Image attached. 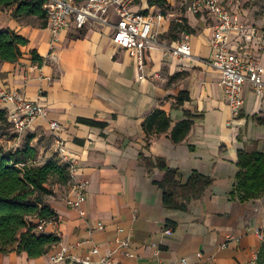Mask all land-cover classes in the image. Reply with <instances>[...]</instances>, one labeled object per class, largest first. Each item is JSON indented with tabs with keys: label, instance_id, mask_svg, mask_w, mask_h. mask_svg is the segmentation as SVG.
Listing matches in <instances>:
<instances>
[{
	"label": "crops",
	"instance_id": "obj_1",
	"mask_svg": "<svg viewBox=\"0 0 264 264\" xmlns=\"http://www.w3.org/2000/svg\"><path fill=\"white\" fill-rule=\"evenodd\" d=\"M133 9L154 8L147 0H137ZM181 11L179 17L193 29L188 34L192 56L181 59L153 47L144 51L140 69L127 50L114 46L108 24L90 21L80 29L70 24L52 36L45 16L44 25L34 15L17 20L11 9L0 7V29L14 30L28 40L17 61H0V84L22 89L29 99L41 94L47 118L58 122L66 146L81 155L78 175L88 181L79 208L66 204L65 185L47 199L59 218L43 231L58 238L49 253L28 258L25 252L12 251L0 254V264H53L49 254L61 246L68 247V258L57 264H77L76 258L85 257L91 264L105 257L110 264H163L180 257L189 264H246L256 254L261 241L255 229L264 228V196L240 202L229 199V190L237 151L251 141L264 151V124L256 121L264 117V96H257L245 82L244 103L232 119L218 85L220 72L207 63L211 19ZM170 22L164 15L157 26L158 41L168 47L181 38L161 39ZM33 50L41 61L32 59ZM51 50L55 60L48 57ZM248 51L264 64L256 47ZM180 91L189 100L176 109ZM157 108L170 113L172 122L167 131L146 136L142 122ZM183 111L196 118L186 137L175 143L170 131ZM94 118L106 125L87 122ZM46 119L36 120L28 130L44 147L41 160L55 153ZM24 134H18L19 139ZM140 153L164 159L182 180L198 171L212 183L186 210L167 208L157 184L161 173L146 169ZM227 235L231 239L221 247ZM121 241L127 242L125 248ZM95 247L98 252L92 254Z\"/></svg>",
	"mask_w": 264,
	"mask_h": 264
},
{
	"label": "built area",
	"instance_id": "obj_2",
	"mask_svg": "<svg viewBox=\"0 0 264 264\" xmlns=\"http://www.w3.org/2000/svg\"><path fill=\"white\" fill-rule=\"evenodd\" d=\"M137 0H44L43 8L47 27L52 36L62 28L73 24L83 28L90 21L108 24L112 28L111 41L114 46L129 52L138 68L144 65V51L153 47H163L164 53H170L181 59L192 56L188 42V33L181 32L180 40L170 47L158 41L157 26L164 17L160 8L151 6L152 10H135ZM184 10L193 14L204 13L211 19V54L207 63L220 72L218 85L226 102L232 119L240 114L244 103L243 85L249 82L257 96H264V64L259 63L248 51V47H256L259 54L264 55V27H256L248 22L245 11L238 0H181ZM112 15L113 17H111ZM55 60L51 50L48 56ZM142 77V76H139ZM0 108L6 112L12 130L21 134L32 128L38 119H46L48 108L42 101L41 94L33 99L25 96L22 89H9L0 84ZM50 131V139L55 152L67 164L68 193L65 202L68 206L79 208L85 200L88 181L78 175V160L81 155L69 149L60 136V125L57 121L46 119ZM55 216L50 219H40L35 231H44L47 226H55L58 221ZM102 228V222L97 223ZM167 229L166 232H169ZM256 237L264 241V228L255 229ZM231 239L227 235L221 247ZM123 248L126 241L119 242ZM98 252V248L91 253ZM157 252V251H156ZM126 255L130 253L125 251ZM256 254L246 264H256ZM68 247L61 246L49 254L53 264L66 261ZM77 264H91L89 257L76 258ZM109 258H101L99 264H110ZM163 264H189L185 257Z\"/></svg>",
	"mask_w": 264,
	"mask_h": 264
},
{
	"label": "trees",
	"instance_id": "obj_3",
	"mask_svg": "<svg viewBox=\"0 0 264 264\" xmlns=\"http://www.w3.org/2000/svg\"><path fill=\"white\" fill-rule=\"evenodd\" d=\"M43 2L44 0H0V7L11 9L12 17L17 20L29 15L43 19ZM238 2L244 10L239 0ZM164 3L165 0H148V5L160 8L163 15ZM179 7L183 9L181 0ZM42 23L45 24L44 19ZM170 29L178 31L179 34L193 33V29L182 17L171 20ZM27 42L25 37L14 30L0 29V61H17L22 54L20 48ZM31 54L32 59L41 61L34 50ZM187 100L189 97L186 92L180 91L175 97V108L179 109ZM182 115L170 131V137L175 143L186 137L193 119L196 118L189 111H183ZM0 121L12 130L6 112L1 108ZM256 121L264 124V117H259ZM87 122L101 127L106 125L103 120L95 118ZM171 122L170 113L157 108L142 122V129L146 136H149L167 131ZM43 155L44 147L38 142L36 135L28 131L22 137L21 143L18 142L7 149L0 147V254L25 252L28 258H37L49 253L52 246L58 242L56 236L35 231V227L40 219L56 216L47 199L55 195L56 188L52 187L53 184L58 185L59 189L62 185L68 187L67 164L56 152L52 157L41 160ZM139 155L141 164L146 169L156 168L161 173L157 184L163 191V204L167 208L186 210L190 203L201 198L204 190L212 183L209 176L198 171H193L187 179L182 180L178 170L168 166L164 159H152L142 153ZM236 166L229 199L246 202L264 196V151L258 150L256 141L244 144L243 148L237 151ZM261 257H264V241L257 251L256 264Z\"/></svg>",
	"mask_w": 264,
	"mask_h": 264
},
{
	"label": "rangeland",
	"instance_id": "obj_4",
	"mask_svg": "<svg viewBox=\"0 0 264 264\" xmlns=\"http://www.w3.org/2000/svg\"><path fill=\"white\" fill-rule=\"evenodd\" d=\"M148 1V0H147ZM242 4L244 11L246 13L247 19L254 22L257 25L264 26V16H262V11H264V0H239ZM165 17L173 20L176 17H179L183 13L179 7V0H165ZM172 24V23H171ZM180 37L178 31L169 29L167 34L161 36V39L172 40ZM22 138L19 139V136L7 128L3 122L0 121V147L9 148L11 144H16L17 142L21 143ZM16 142V143H15ZM54 180V179H52ZM53 188H59L58 185L53 184ZM49 198V197H48ZM258 264H264V257L259 259Z\"/></svg>",
	"mask_w": 264,
	"mask_h": 264
}]
</instances>
